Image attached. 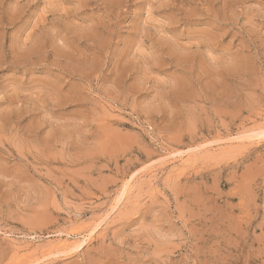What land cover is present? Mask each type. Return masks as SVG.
I'll list each match as a JSON object with an SVG mask.
<instances>
[{
    "label": "rangeland",
    "instance_id": "374dc122",
    "mask_svg": "<svg viewBox=\"0 0 264 264\" xmlns=\"http://www.w3.org/2000/svg\"><path fill=\"white\" fill-rule=\"evenodd\" d=\"M0 264H264V0H0Z\"/></svg>",
    "mask_w": 264,
    "mask_h": 264
},
{
    "label": "bare ground",
    "instance_id": "6f19581e",
    "mask_svg": "<svg viewBox=\"0 0 264 264\" xmlns=\"http://www.w3.org/2000/svg\"><path fill=\"white\" fill-rule=\"evenodd\" d=\"M65 247V246H64ZM66 248V247H65ZM52 250V249H51ZM74 250H78V247H75Z\"/></svg>",
    "mask_w": 264,
    "mask_h": 264
}]
</instances>
